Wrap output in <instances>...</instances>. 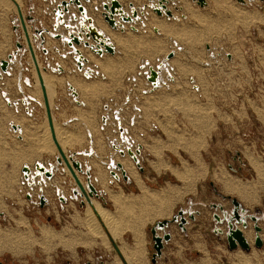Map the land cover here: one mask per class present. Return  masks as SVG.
Masks as SVG:
<instances>
[{"label": "rangeland", "instance_id": "obj_1", "mask_svg": "<svg viewBox=\"0 0 264 264\" xmlns=\"http://www.w3.org/2000/svg\"><path fill=\"white\" fill-rule=\"evenodd\" d=\"M10 1L6 7L0 5L1 9H8L7 14H0V24L9 23V31L0 34V51L3 50L0 58L7 55L4 46L7 38H11L8 39L11 46L15 40L10 21L11 14H16V6ZM48 1L15 0L22 11H27L28 6L34 7L33 16H38L43 21L38 27L52 31L53 15ZM119 1L126 8L129 7L128 2H131ZM183 1L182 11L175 10L178 4H170L174 19L165 15L159 19L152 11L147 13L144 10V16L140 15L139 21L123 23L122 29L110 31L108 34L116 44L115 55L97 59L94 53L84 49L85 54L92 55L91 60L97 61L96 64L102 69H98L101 72L99 76L90 80L109 87L111 93L116 94V90L120 89L123 100L125 97L130 98L131 102L125 111L128 117L135 114L145 116L144 120H136L135 125L140 127L138 126L133 137L135 144L145 145V162L141 160L144 171L141 172L125 153L139 179L132 177V182L126 184L122 176L119 181H115L109 170H106L107 184L106 178H101L100 184L97 182L95 185L93 182L100 193L102 189L98 185H102L103 181L104 188L107 187L109 192L110 189L113 190L105 203L98 202L99 200L97 202L118 220L116 229H120L117 230L119 237L116 238L109 232L95 212V217L107 235L106 242L102 243L100 236L98 238L89 234L86 210L89 211L92 207L86 202L83 207L66 197L67 207L62 210L60 205H55L58 204L55 191L52 192L48 187L45 191L49 201L43 209L26 198L27 186L22 183L21 167L28 161L34 163L33 158L50 157L56 152L43 149V152L38 153L40 135L34 139L37 140L36 149L30 146L26 150L25 140L9 141L6 132L10 128H4L1 122L16 118L18 112L13 110L9 113L5 99L0 98L3 108V111L0 109V261L5 264H118L119 261L123 264L109 239L112 238L121 252L123 249L127 253L134 248L142 249L140 254L129 255L133 264H154L151 263L155 252L151 228L157 222L173 219L180 209L189 208L192 201L193 210L202 208L203 218L196 224H190L186 233L176 223L169 225L166 231L172 233V241L166 244L165 252L174 251V256L157 259L156 263L264 264V245L256 248V231L251 220H248L249 227L244 230L251 248L229 250L227 238L212 230L213 214L220 215V211L205 207L206 204L215 202L224 206L222 210L232 211V200H238L239 197L234 190L229 193L228 187L223 184L225 177L233 182L232 189L236 185L244 187V183L254 184L252 190L260 188L255 183L256 172L251 168V163H248V156L254 155L264 163V0H244V4L237 0H214L215 3L206 0L208 4L205 8L192 0ZM90 11L95 12L92 7ZM100 12H103L102 7ZM154 19L160 21V24L157 22L159 26ZM103 21L109 29L107 22ZM154 27L158 28V33L153 30ZM51 40L52 37H49L48 48ZM38 50L40 68L47 64L54 67L58 62L65 64L68 72L64 77H53L46 73L53 83L65 86L64 81L73 76L66 59L59 58L52 62L51 59L48 60L49 54L44 55ZM172 51H175V57L168 62L169 73L167 69L162 72L166 73L160 89L144 94L149 85L141 66L146 60L156 66ZM62 53H65L64 50ZM102 60H107L111 67L107 69L101 63ZM34 76L37 83L36 68ZM7 78L0 80V97L3 91L8 92L6 88L11 80ZM15 79L16 77L13 81ZM38 86L41 88L40 84ZM27 90L40 96L37 86ZM66 92L69 94L67 89ZM107 100H98L95 104L96 108L99 106L95 111H99L97 116L98 120L100 118V125L101 113H105L103 102L106 104ZM87 110L82 123L85 129H91L96 112L90 113ZM59 128L70 134L69 149L82 142L78 136L83 133L84 127L69 129L59 124ZM45 129L48 130L47 123ZM48 132L50 139V129ZM102 133L104 143L111 139L112 134L107 128ZM118 134L117 132L114 138ZM73 136L76 139L73 140L74 144L71 143ZM218 136L221 140L219 143L216 139ZM230 137H241L245 149L233 150V147L226 146L223 141H229ZM50 141L52 144V139ZM106 157H109L107 162L115 159L117 163L122 158L112 149L111 144L108 145ZM100 176L105 177L102 173ZM68 194L73 196L70 192ZM256 194L258 199L255 201L243 202L251 204L248 205L250 214L259 215L258 210L261 211L263 217L257 225L262 229L260 237L264 244V188ZM119 195L122 196L118 202H122L120 205L114 201ZM186 217L190 220L189 216ZM158 232L163 235V232ZM44 234L48 238L45 239ZM4 235L11 240L5 241ZM28 236H31V240L26 241ZM26 242L31 245L28 246ZM122 256L130 264L126 254L122 253Z\"/></svg>", "mask_w": 264, "mask_h": 264}, {"label": "crops", "instance_id": "obj_2", "mask_svg": "<svg viewBox=\"0 0 264 264\" xmlns=\"http://www.w3.org/2000/svg\"><path fill=\"white\" fill-rule=\"evenodd\" d=\"M103 1H105V0H95V1L92 0L90 5L91 4L95 5V4H98L99 2L102 3ZM94 2H96V3H94ZM193 2H195V1H193ZM205 2H206V0H205ZM212 2L215 3L214 0H212ZM82 3L87 8V14L89 16H91L90 15L91 12L89 10V8H90L89 5H87V3L84 1H82ZM129 3L134 4V7L136 9L140 10V9H143L147 4H156V1H153V3H149L148 0H131V2H128V4ZM183 3H185L183 0H169L168 9L170 10V4H173V5L178 4L179 6H176L175 10L176 11L177 10L182 11V9H184ZM207 4H208V2H206V5ZM215 5L218 6V3H216ZM50 7L53 9V6H50ZM123 7H124V11L127 12L128 15H131L130 4H129L128 8H126V5H124V4H123ZM30 8L31 7L28 6L27 11L23 9V12L25 14L29 13ZM203 8H205V7H203ZM151 9L152 8H149V7L144 8L145 12L150 13L152 11L154 13L153 9L152 10ZM7 10L0 8V14L1 13H3V15L7 14V12H6ZM70 13H75L78 15V11L74 7L71 9ZM172 15H173L172 18L174 19L173 12H172ZM11 16H12V18L10 21V23H11L10 27L12 29V35H13V38L15 40L13 42V45L11 46L10 45L11 41H8V39H11V38H7V41L4 44V46L6 47V53L5 54H7V55H6V57L0 58V61L1 60H7L8 55H10L11 53L16 51V43L18 41H20L22 44L26 45V39L23 36L22 29L15 31L14 30V23H12V19L17 17V8H16V14L15 13L11 14ZM35 18L37 21H36V23H32L31 27L34 26V28H37L38 25L41 26V23H43V21L38 16H35ZM115 18L118 19L117 17H115ZM158 18L161 19V16H158ZM154 20L158 21L157 19H154ZM158 22H160V21H158ZM132 23H134V22H132ZM129 24H131V23H129ZM95 26H96V24H95ZM31 27L29 26V33L32 36L34 34V30ZM97 29H99V28L97 27ZM109 30L112 32L116 31L115 29L113 30L111 27L109 28ZM153 30H157V33L159 32L157 27H154ZM8 31H9V23L8 24H5V23L0 24V34L1 35H3V33H7ZM57 33L63 35L65 33V31L62 27L59 28V30H57V31L53 30V28H52V31L50 30V35L49 34L45 35L46 42L43 45V47H45L49 51L48 60L51 59L52 62H54V60L55 61L58 60L59 58L64 59V55L66 53H68L70 50V47L66 46L63 43V40L58 39L56 37ZM48 36L52 37L50 48L47 47V42L49 40ZM4 37H6V36H4ZM109 39H110L111 43L113 44L114 49L116 50V44L110 35H109ZM89 42L91 44H94V42L92 40H89ZM34 45L36 47L35 53L38 55V58H40V53H38L39 52L38 49H41V46H42V44L40 43V40L34 41ZM75 47H77V46H75ZM77 48L80 49V51H82L83 54H85V51H84V49H86L85 47L80 46ZM63 50L65 53H62ZM88 51H90V50H88ZM1 52H3V50H1ZM18 53L19 54L17 55L16 61L12 65H10L8 68L9 74H6L2 78V79H5L6 77H8L7 79L11 80L9 87L6 88L8 90V92H6L5 94H7V96L9 97V99H11V101H13L16 104L18 103V105H16L17 108L11 107L7 104V106L9 107L8 112L10 113L13 110L16 112L15 109H17L18 113H17L16 118H10V119L2 121L1 123L4 124V128H5V126H8L10 128L6 132V135L10 138L9 141H11V140L13 141V139H17L20 141L25 140L26 150H28L30 148V146H32L33 149H34V147L36 149V146H37L36 141L37 140H34V139H36V137L38 135L42 134L43 131L46 130L45 128H46V123L48 124V118H47V113H45V107L43 106L44 105L43 104L44 98H43L42 89L40 88L41 92H40L39 97L36 96L35 94H31V92L27 90L28 88L29 89L30 88H36V86H37L36 79L34 76L35 68L33 65L31 54L29 53V51L26 47L23 50L19 51ZM91 53H93V52L91 51ZM106 55H110V54H103L100 57L96 55V58L100 59ZM71 56L72 55H70V53H69L67 58H65L66 59L65 62L69 66L70 72L73 74L74 78H76V81L79 84L75 85L73 82H69V81L65 80L64 82H66V84H65V86L62 87L61 84L56 83L55 88H54L55 94L52 97V102L50 103V99L48 98V95H47V98L49 99L50 110H51V113L53 116V125L54 126L57 125V127L59 128V124H60L63 128H69V129L77 128V127H81V128L84 127L83 128L84 131H83V133H81L79 135L80 137L78 136V139L80 141L82 140V142L81 143L78 142V145L76 144L74 147H72V149H69L70 144L65 147L61 143H59V142L58 143L60 144L62 149L64 148L63 152L65 153V155L67 157L72 156L73 158H75L76 160H78L82 163L83 169H89L90 170L91 179H92V182H94V184L95 183L97 184V182L100 184L101 178L102 179L106 178L105 183L107 184L108 172H106V170H109L108 164H109L110 160H109V162H107L106 159H109V157H106V156L108 154V145H110V142L108 140H107L108 142L106 141V143L103 142L104 139H102V136H101L103 134L102 133L103 130H101L100 118L98 120V116H97L99 111L98 110L95 111L96 109L99 108V106H98V108L95 107V104L97 103L96 101H98V100L103 101L104 100V102H106V100L111 97V99L107 100L109 103V106H110L109 112L106 111L103 107L105 113H101V118L104 114L108 115V118H109L108 122L110 121L111 123H113V122L117 123V120H116L117 115L120 117H121V115L125 116L128 119L131 116L128 117L127 112H123V110H122L121 104H122L123 99H122V95L120 94V89L116 90L118 92L116 94L111 93L109 90V87L107 88V87L101 86V84H97V82H92L90 80L91 78H86V77L84 78L78 71H75L74 63L72 62ZM174 57H175V53H174ZM173 58L169 59L168 62L170 60H172ZM92 59H93V56H92ZM39 62H40V60H39ZM96 63H97V61L95 62V60H91V57L90 58L88 57V63L85 65H87L88 68H90L94 71H97L100 75L101 72L99 70L102 71V69ZM58 64L64 68V72H62V73L55 72V71L53 72L51 70V68L48 69L47 71H43V70H41V71L45 72V74L49 73L53 77L59 76V75H63V77H64L68 72L67 67H65V64L61 65L59 62H58ZM49 67H51V66L49 65ZM36 74H37V72H36ZM163 76H164V73L161 75L162 79H163ZM14 77H16L15 81H13ZM28 81H29V84L27 83ZM37 81H38V77H37ZM13 83H15V85ZM70 85L73 86L74 89L76 90L77 97L72 96L71 91L69 90ZM83 85H85V87H87L88 89H85V87L83 88L82 87ZM40 87H41V85H40ZM66 89L69 91V94L66 92ZM0 98L2 99V97H0ZM25 98L27 99L26 102H25ZM104 102H103V104L105 106ZM202 104H204V103H202ZM27 108L30 109V114L27 113ZM87 109L90 110V113H91V111L93 113L96 112L95 113L96 119H95V121H93V123H92L93 128L91 127V129H89V128L85 129V126L82 123V118L86 114ZM0 113H1V110H0ZM144 118H145V116L143 114L142 119L144 120ZM12 124L17 126L19 131L13 130L12 126H11ZM138 126L134 125V127L130 128L129 134H130L131 139H133V137L135 136V134H136L135 132L138 131ZM48 129H49V125H48ZM107 129H108V132L110 134H112L111 139L114 138V136H116V135L112 132L113 127L111 126V124L107 125ZM30 134H32V136ZM33 135H36V136H33ZM30 138H31V141H29ZM117 138L121 139L119 134L114 139H117ZM218 138H220V136H218L216 138L218 140V143H219V142H221V140ZM237 138L238 139H234V138L230 137L229 141H226L222 138V141L224 140L223 143H226L225 144L226 146L233 147L232 148L233 150H236V149L242 150V148L245 149L244 142H242L240 140L241 137L240 138L237 137ZM51 139H52V136H51ZM72 140H74V136L71 139V141ZM71 143L74 144L75 142L73 143V141H72ZM72 144H71V146H72ZM106 146H107V148H106ZM140 146L142 147V149H141V153L139 155V159H140V162H142V161L145 162V157H143V152L145 151V145L140 144ZM51 148L53 149V150L51 149V151L56 152V153H54L53 156L44 157L42 159L33 158L32 160H34V163H31V161H28L22 167H24L25 165L28 164L29 166H31L33 168L36 163H41V164L43 163L44 165H49L51 163V164L55 165L57 157L59 156V152H58L56 145L53 143V140H52ZM90 149L92 150V153L90 155H88V154L85 155L84 153ZM106 149H107V151H106ZM253 156L252 155L248 156V159L250 157V160H249L250 162H248V163H251L250 164L251 168H254V170L256 172L257 179H256L255 183H258V185L260 186L259 189H257L258 187H256L255 190H252V189H254V187L252 188V186H254V184L244 183L245 184L244 185L241 183L242 186H244V187L240 188V187H238V185H236V187H235L236 190H235V188L232 189L233 188V186H232L233 182L231 183V181L228 177H225L223 180V184L224 185L226 184V186L229 189L228 190L229 193H231L233 190L236 191V193L238 194V197H239L238 200L237 199L236 200L240 203L242 208L245 209L246 213H249V206L248 205H251V204L248 203V205H247V203H244L243 201H245V200L246 201H255L256 199H258V198H256L257 197L256 193L258 191L260 192L264 188V163H262V161L259 160L256 156H254V157ZM33 157H37V156H33ZM120 157H122L123 159H126L125 156L120 155ZM244 157L246 158L245 155H244ZM127 160H129V159L127 158ZM115 161H117V160H115ZM22 167H21V169H22ZM207 168L208 167H206V169ZM142 169L144 171V167H142ZM97 171L100 174H98ZM101 173L103 175H105V177L104 176L101 177L100 176ZM55 174H56L55 177L52 178L51 180L46 179V184H47L48 188L51 189L52 192L55 191V193H56L57 188L61 189L63 187L64 190L62 189V191H65L64 195L66 197H68L70 201L74 200V201L78 202L79 205L82 206V203L85 202L84 201L85 199L81 195H78V196L73 195V189L75 188V181L72 178L71 174H69L67 168L64 165L58 166V170ZM128 176H129L128 182L123 180L126 184H130L132 182V177L129 174H128ZM79 177H80V179H82L83 183L86 182V175L79 174ZM138 179H139V177H138ZM98 187L102 189L101 193H102L103 199H100V198H92V199L96 202H97V200H99L98 202L105 203L109 199V197L111 195V191H113V190L110 189V192H109L107 189L103 188L102 185H98ZM68 192H70L73 196L71 197L68 194ZM55 196H56V194H55ZM59 203L60 202H58V204L55 203V205H57V206L60 205V207H59L60 209L63 210V209H65V207H67V201H66V203H62V204H59ZM193 205H194V203L191 201L189 203V208L184 209V210L187 212H191L194 216V219L191 220L189 218L190 220H188V218L186 217L188 220V223L185 225V229L182 230L178 227L180 230L184 231L185 233L187 232L186 229L190 224H192V223L196 224V222H200L199 220H201V218H203L202 211H201L202 208L193 210ZM83 207H85V206H83ZM205 207L220 211V215L215 214V213L213 214L214 217L212 220V230H214L215 233L221 234L223 237L226 238V234L228 231L227 225L224 222H219L218 218H220L221 221H223L225 219V214L226 213L228 214L230 212L228 210H226V211L222 210V208H224V206L220 203L211 202L210 204H206ZM258 211H259V215L257 214L255 216L258 217V220L260 221L261 218L263 217V215L261 214L260 210H258ZM250 215H253V214H250ZM214 225L216 227H214ZM254 226H255V224H254ZM248 227H249V221H248ZM171 241H172V233H171V240L166 242V244H169ZM166 244H164V250L162 252V256L159 259H163V258H166L168 256H174V255H172V254H174V251H166L165 252ZM226 245H227V240H226ZM228 247H229V245H228ZM229 250H231V249L229 248ZM203 253L205 254V252H203ZM145 263H146V260H145ZM146 264H148V263H146ZM156 264H158V263H156Z\"/></svg>", "mask_w": 264, "mask_h": 264}, {"label": "water", "instance_id": "obj_3", "mask_svg": "<svg viewBox=\"0 0 264 264\" xmlns=\"http://www.w3.org/2000/svg\"><path fill=\"white\" fill-rule=\"evenodd\" d=\"M87 4H90L91 0H84ZM149 3H153V1H156V4H147L145 7L152 8L154 13L157 16L165 15L167 18H172V12L168 9L169 0H148ZM197 2L202 8L205 7L206 2L205 0H193ZM240 3L244 4L246 1L244 0H237ZM130 4L131 9V15H128L127 12L124 11L123 4L119 2V0H106L104 3H102L103 12H100L101 17H103V20L107 22L108 26L111 27L113 30L121 28L123 26V23H132L135 21H139L141 16H144V8L143 9H136L134 7V4ZM70 5L77 7L78 12L80 14V17H78L75 14H70L71 20L74 21V25L71 24L70 19L66 22L64 21V15H68L70 13ZM17 8V17L12 19V23H14V30L17 31L19 29H22L23 36L26 39V45L22 44L20 41L16 43V51L8 55L7 60H1L0 61V80L3 78L4 74L9 73V66L12 65L17 58L18 52L23 50L25 47L28 49L29 53L31 54L32 61L34 68H36L38 82L41 85L43 98H44V107H45V113H47L48 118V125L49 129L51 131V136L53 143L56 145L59 156L57 157L56 164L51 165V170L46 168L43 164L36 163L34 165V171L33 174L36 177H40L41 180L38 182L35 181V178L32 177V182H29V186H35L36 184L38 186L42 185L43 177H47L49 179H52L55 174L54 172L57 171L58 166L64 165L69 174H71L72 178L75 181L76 187L73 189V195L78 196L81 195L87 204L92 205L91 200L92 198H100L103 199L101 193L98 191L97 188L93 185L92 179H91V173L89 169H83L82 163L72 156L67 157L65 153L63 152V149L61 148L60 144L57 141L55 128L53 125V116L50 110V104L49 99L47 98L46 93V87L45 83L43 82L42 78V72L47 71L48 67H38V59L37 54L35 53L36 47L34 45V41L40 40V43L44 45L45 43V37L44 33H48V29L46 28H34L31 27L32 23H36V19L31 15V11L24 15V12L21 10L20 7L16 5ZM59 12H56V15L58 17V22H60L65 29L68 32L69 40H65L68 47L72 49V52L75 53L76 59H77V66L80 70L84 69V64L88 62V58L83 55L82 51L78 49L77 47L83 46L86 49L92 51L94 54L102 55V54H110L115 55L116 50L114 49L113 44L111 43L109 37H106V35L103 34L102 31L98 30L95 26V20L91 16L87 14V8L85 5L81 3L80 0H63L60 5H58ZM100 11V8H96V12ZM117 17L118 19H116ZM29 26L34 30V34L31 36L29 33ZM58 27V24H55V28ZM133 30H136L135 27L131 26ZM157 32V30H155ZM58 39H62V35L58 34L56 35ZM34 40V41H33ZM89 40H92L94 44H91ZM77 46V47H75ZM43 53L47 54L46 48L41 46L40 49ZM174 57V54H169L166 59L169 60ZM163 64L161 63L160 66H158L157 70H155L153 67H150L149 69V75L147 76V80H149L154 87H157L159 84V74L161 72ZM59 73L64 72L63 68H59ZM86 76L90 75V72L85 73ZM69 90L71 91L72 96L77 97V92L74 89L73 86H69ZM27 99L25 98V102ZM24 102V103H25ZM107 120L106 116L102 117V122L105 123ZM12 129L15 131H19L18 127L14 124L11 125ZM121 135H123L124 129L120 128ZM127 141V139H124ZM112 148L121 156H125V152L116 145H112ZM92 153V150H88L85 152V155H90ZM141 153V146L137 147L135 150H132L131 147H127L126 154L131 157V159L135 162L137 168L143 172L139 155ZM108 168H110L111 175L116 179H120L119 172H121V176L124 181H129V176L127 172L124 170L123 165L118 162L116 163L114 160L110 161V164L108 165ZM119 171V172H118ZM22 174L24 175L25 179H29L31 174L30 166L27 164L22 168ZM79 174L86 175V182L85 185L81 182V179L79 178ZM41 192L43 193V190L40 188ZM30 198V195L28 194L27 199ZM60 201L62 203H66V198L64 196H60ZM233 209L230 213L225 214V219L221 221L220 218L219 222H224L227 225V244L229 245V248L231 250H236L238 248H241L242 250H249L251 248V245L249 244V241L247 240L244 230H247L248 227V220H251L255 226L254 229L256 231V237L254 240V244L256 248L263 247V241L260 237V233L262 229L257 225L258 223V217L250 215L246 213L245 209L242 208L240 203L233 199ZM47 199L42 195L40 197V208L43 209L47 204ZM82 206H85V203H82ZM186 215L189 216L191 220L194 219V216L191 212H187L183 209H180L176 215H174L173 219H166L164 221L157 222L150 230L152 233V240H153V247L155 249V252L152 254L151 263L156 264L157 259H159L162 256V252L164 250V244L166 242L171 240V233L166 231V229L171 224H178V227L182 230L185 229V225L188 223V220L186 218ZM240 227L242 229H240ZM158 231L163 232V235H160ZM113 248L116 250L118 256L122 260L123 264H127L122 256V253L120 251V248L115 244L114 240L112 238H109Z\"/></svg>", "mask_w": 264, "mask_h": 264}, {"label": "built area", "instance_id": "obj_4", "mask_svg": "<svg viewBox=\"0 0 264 264\" xmlns=\"http://www.w3.org/2000/svg\"><path fill=\"white\" fill-rule=\"evenodd\" d=\"M63 0H49L48 2H49V6H53V9L51 8V14L53 15V17H52V26H53V30H55V31H57V30H59V28H63L64 29V31H65V33L62 35V39L61 40H63V43L67 46V44H66V42H65V40L67 39V40H69V36H68V32H67V30L65 29V27L60 23V22H58V17H57V15H56V12L58 13L59 12V10H58V5H60L61 4V2H62ZM81 1V0H80ZM82 1H84V0H82ZM82 1H81V3H82ZM95 1V0H94ZM106 1V0H105ZM105 1H103L102 3H104ZM85 2V1H84ZM91 2H92V0H91ZM90 2V3H91ZM94 3H96V2H94ZM102 3H98V4H95L96 5V7H99V8H101L102 7ZM83 4V3H82ZM84 5V4H83ZM87 5H89V4H87ZM75 8L77 11H78V9H77V7H75V6H72V5H70V11H71V9L72 8ZM33 12H34V10H33ZM70 14L72 15V14H75V13H68V15L66 14V15H64V21H66V22H68L69 20L68 19H70L71 18V16H70ZM75 15H77V14H75ZM78 17H80V14H79V12H78V15H77ZM36 19V18H35ZM37 21V20H36ZM70 21H71V24L72 25H74V21H72L71 19H70ZM55 24H58V27L57 28H55ZM131 26H133V25H131ZM123 27V26H122ZM122 27H121V29H122ZM134 27V26H133ZM37 28H45V27H37ZM47 29V28H46ZM136 29V28H135ZM49 31V30H48ZM46 34H49L50 35V31L48 32V33H44L43 35H44V37H45V35ZM59 33H57L56 35H58ZM45 42H46V37H45ZM43 46V45H42ZM45 48V47H44ZM47 50V49H46ZM41 51V50H40ZM47 54H45V53H43L42 51H41V53H43L44 55H48L49 54V51L47 50ZM69 53H70V55H72V62L74 63V67H75V71H78L84 78L86 77V78H92V77H94V76H99V73L97 72V71H94V70H92V69H90V68H85V69H83V70H80L79 69V67L77 66V59H76V56H75V53L74 52H72V49L70 48V50H69V52L68 53H66L65 55H64V59L65 58H67V56L69 55ZM83 53V52H82ZM172 54H174L175 53V51L173 52H171ZM170 53V54H171ZM105 54V53H104ZM84 55V54H83ZM97 55V54H96ZM103 55V54H102ZM102 55H100V56H102ZM99 56V55H98ZM99 56V57H100ZM167 56V55H166ZM166 56L161 60V61H159L158 62V65H156V66H153L152 64H150L149 63V61L148 60H146L145 61V63L141 66V70H142V73L144 74V76L146 77V80H147V76L149 75V69H150V67H153L155 70H157V68H158V66H160L161 65V63L163 64V66H162V69H161V72H160V76H159V79H160V81H159V84L157 85V87H154L153 86V84L148 80V85H149V87H148V89H146L145 91H144V94H146V93H150V92H153V91H155V90H157V89H159L160 87H161V83H162V81H163V79H162V77H161V75L163 74L162 72H163V70L164 69H167L168 68V66H169V64H168V60L166 59ZM37 59H38V61H39V58H38V55H37ZM88 63V62H87ZM87 63H85V64H87ZM84 64V65H85ZM45 67H48V69H50L51 68V70L54 72H58V70H59V68H63V67H61L58 63L56 64V66H54V67H49V65L47 64ZM64 69V68H63ZM168 70V73H169V69H167ZM86 72H90V75L89 76H86L85 75V73ZM166 72L164 71V74H165ZM7 74H9V73H7ZM4 75H6V74H4ZM168 76H170V75H168ZM4 77V76H3ZM28 84H29V81L27 82ZM2 98L3 99H5V101H6V103L9 105V106H11V107H15V108H17L16 107V105H18V103L16 104V103H14L13 101H11V99H9V97L7 96V94H5V92H2ZM130 102H131V99L130 98H127L126 99V97H125V99L122 101V110H123V112H125V111H127V108H128V106H129V104H130ZM109 108H110V106H109V104L108 103H106L105 104V106H104V109L106 110V111H108L109 112ZM16 110V112H17V109H15ZM27 113L28 114H30V109H28L27 108ZM103 116H106V118H107V120H106V122L105 123H103L102 122V118H101V130H105L106 128H107V125H109V124H111V126L113 127V133L114 134H117V132L119 133V136H120V138L121 139H114V138H112V139H110L109 140V142H110V144H111V146L112 145H116V146H119L125 153H126V149H127V147H131V149L132 150H135L137 147H139L140 146V144H135V141H134V139H131V137H130V134H129V130H130V128L131 127H134V125L136 124V120H138V119H142V115L141 114H135V115H132L129 119H127V117H125V116H122L121 115V117L120 116H116V120H117V123H115V122H113V123H111L110 121L108 122V120H109V118H108V115L107 114H104ZM102 116V117H103ZM123 128L124 129V132H123V135H121V132H120V128ZM127 139V141H125L124 139ZM113 149V148H112ZM141 149H142V147H141ZM114 150V149H113ZM115 151V150H114ZM116 152V151H115ZM119 153V152H118ZM111 160H114V159H111ZM110 160V161H111ZM115 161V160H114ZM116 162V161H115ZM141 163V162H140ZM41 164V163H40ZM43 164V163H42ZM109 164H110V162H109ZM108 164V165H109ZM44 165V164H43ZM51 163L49 164V165H44L46 168H48V169H50L51 170ZM30 169H31V174H30V177H29V179H25V177H24V175H23V177H22V183L25 185V186H27V193H26V196H28V194L30 195V198H29V200L34 204V205H39L40 204V197L42 196V195H44V197L47 199V202L49 201L48 200V197H47V195H46V191H45V189L48 187L47 186V184H46V179L47 180H51V179H49V178H47V177H43V180H42V185L41 186H38L37 184L35 185V186H32V185H30L29 186V182H32V180H31V178L32 177H34L35 178V181L36 182H38L39 180H41V178L40 177H36L34 174H33V171H34V167L32 168L31 166H30ZM58 170V169H57ZM57 172V171H56ZM56 172H54V174L56 173ZM109 172H110V168H109ZM119 172V171H118ZM21 173H22V171H21ZM111 173V172H110ZM56 175V174H55ZM119 175H120V179H121V172H119ZM112 176V175H111ZM55 177V176H54ZM53 177V178H54ZM113 177V176H112ZM114 178V177H113ZM115 179V178H114ZM119 179V180H120ZM123 179V178H122ZM119 180H116L115 179V181H119ZM113 182V181H112ZM75 187H76V185H75ZM40 188L43 190V193L41 192V190H40ZM60 196H64L65 198H66V196L64 195V191H62L61 189H59V188H57V190H56V198H57V201L58 202H60L61 204H62V202L60 201ZM27 198V197H26ZM66 200H67V198H66ZM48 204V203H47ZM39 207H40V205H39Z\"/></svg>", "mask_w": 264, "mask_h": 264}, {"label": "bare ground", "instance_id": "obj_5", "mask_svg": "<svg viewBox=\"0 0 264 264\" xmlns=\"http://www.w3.org/2000/svg\"><path fill=\"white\" fill-rule=\"evenodd\" d=\"M16 1H18V0H16ZM12 2H14L15 3V6L17 5L18 7H19V5L15 2V0H12ZM9 3H11V1L10 0H0V5H1V7H6L7 5H9ZM89 7L91 8H93V10L96 12V5H90L89 4ZM21 8V7H20ZM90 8H89V10H90ZM22 10V9H21ZM91 12V11H90ZM91 12L90 13V15H91V17L93 18V20H95V24H96V26L99 28L98 30H100V31H102L103 32V34L104 35H106V37H109V35H108V33L110 34V30L108 29V27H107V25L104 23V21L101 19L102 17H101V15H100V11L98 10V12ZM98 13V14H97ZM5 20V19H4ZM155 21V20H154ZM156 23L158 22V21H155ZM159 24H160V22H158ZM157 23V25L159 26V24ZM128 24V23H127ZM161 26V25H160ZM166 28V27H165ZM123 29H125V28H123ZM136 31V30H135ZM165 31V30H164ZM135 43V42H134ZM136 44V43H135ZM146 44V43H145ZM144 44V45H145ZM1 52V51H0ZM86 57L87 56H91V58H92V55H90V54H84ZM95 57V56H94ZM101 63L104 65V66H106V68L107 69H109L110 67H111V65L109 64V62H107V60H105V61H101ZM40 62L38 63V67H40ZM84 66V69L85 68H87L85 65H83ZM42 72V78H43V82L45 83V87H46V93H47V95H48V98L50 99V103L52 102V97H53V95L55 94V92H54V88H55V83H53V80H51L49 77H48V75L47 74H45V72H43V71H41ZM67 81H69V82H73L75 85H78L79 83L76 81V78H74L73 76H71L70 77V79L69 80H67ZM38 83V82H37ZM39 84V83H38ZM38 84H37V87H38V93H39V95H40V88H39V86H38ZM89 85V84H88ZM83 88L85 87V85H83L82 86ZM85 89H88L87 87H85ZM84 89V90H85ZM1 105V104H0ZM0 109H2V111H3V108H2V105H1V107H0ZM1 118H2V116H1ZM1 118H0V120H1ZM47 126H48V124H47ZM54 128H55V133H56V137H57V141L59 142V143H61L63 146H66V145H68V142H70V140L68 139V136L70 135H68L67 133L68 132H66L65 131V129L63 130V129H60V128H58L57 127V125H55L54 126ZM47 131V132H46ZM49 129L48 130H44L43 131V133L42 134H40L41 136H39V140H38V142L41 144V145H39L38 146V150H39V152L38 153H41V152H43V151H41V150H43V149H49L50 151H51V141L49 142V140L51 139V137H50V139H49ZM72 133V132H71ZM73 134V133H72ZM51 136V135H50ZM80 137V136H79ZM69 138H71V136L69 137ZM74 140H76V139H74ZM73 141V140H72ZM71 141V142H72ZM70 144V143H69ZM64 149V148H63ZM48 150V152H50ZM53 150V149H52ZM41 151V152H40ZM44 152H46V151H44ZM120 162H121V164L123 165V168H124V170L131 176V177H135L136 179H138V177H137V172L135 171V169H134V166H133V164L129 161V160H127V158L126 159H122V158H120ZM80 178V177H79ZM81 182L83 183V181H82V179H81ZM84 185H85V183H83ZM102 185H103V188H104V181L102 182ZM58 186V185H57ZM62 187V186H61ZM63 188V187H62ZM60 189V188H59ZM105 189H107V187L105 188ZM62 190V189H61ZM65 192V191H64ZM122 196L121 195H119L117 198H114L115 200V202H117V204H119L118 202L120 201V198H121ZM122 200V199H121ZM91 203H92V205H90L91 207V209H89V211L88 210H86L87 212H88V214H87V221H86V225L88 226V232H89V234H93V236H95V237H97L98 236V238H99V236L101 237L100 239H102L101 241H102V243H105L106 242V238L105 237H107V235L106 234H104V231H103V229H102V227H101V225H100V222L98 221V219L95 217V214H94V212L96 213V216H98L99 218H101L102 219V221H103V223H104V225H106V227H107V229L109 230V232L110 233H112V235H114V237H119L120 236V234L119 233H117V230H120V229H116V227H117V224H118V220L116 219V218H114V216H112V214L107 210V209H105V208H102V206H101V204H99V203H97L96 201H94L93 199L91 200ZM120 204H122V202L120 203ZM119 204V205H120ZM122 208V207H121ZM88 209V208H87ZM118 209V208H117ZM124 209V208H123ZM126 210H127V207H126ZM119 211V210H118ZM122 211V210H121ZM46 232V231H45ZM22 233V232H21ZM61 234V233H60ZM245 234V233H244ZM20 235V234H19ZM31 235V234H30ZM32 236V235H31ZM31 236H28L27 237V239H26V241L28 240H31ZM4 237H6V239H5V241L7 240V242L8 241H10L11 239H10V237L9 236H5L4 235ZM33 237V236H32ZM137 240L139 239V235L137 234ZM20 238H24V237H22V236H20ZM34 238V237H33ZM44 238L46 239V238H48V236L46 235V234H44ZM105 238V239H104ZM34 240V239H33ZM139 241V240H138ZM23 242H24V240H23ZM31 242V241H30ZM34 242V241H33ZM10 243V242H9ZM32 243V242H31ZM31 243L30 244H28L27 242H26V244L29 246V245H31ZM16 250V249H15ZM135 250V251H134ZM134 250H132L131 251V249L129 250V251H131L130 253H127V250L126 251H124V249L122 250L123 252H121V253H123V254H126V259L128 260V263H130V264H133L132 263V258L131 257H129V255L130 254H136V253H138V254H140L141 252V250H140V248H137V249H135L134 248ZM17 251H18V248H17ZM144 251V250H143ZM118 264H120V262L118 261L117 262ZM122 263V262H121Z\"/></svg>", "mask_w": 264, "mask_h": 264}, {"label": "flooded vegetation", "instance_id": "obj_6", "mask_svg": "<svg viewBox=\"0 0 264 264\" xmlns=\"http://www.w3.org/2000/svg\"><path fill=\"white\" fill-rule=\"evenodd\" d=\"M31 8H30V11H31V9H32V11H31V15L33 16V10H34V7H32V6H30ZM34 17V16H33ZM35 18V17H34ZM0 264H5L3 261H0Z\"/></svg>", "mask_w": 264, "mask_h": 264}]
</instances>
